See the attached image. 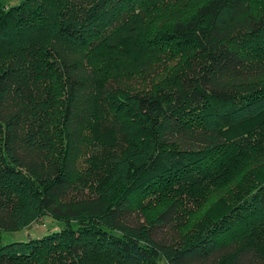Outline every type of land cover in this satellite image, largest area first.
I'll use <instances>...</instances> for the list:
<instances>
[{"label": "trees", "instance_id": "16d2710c", "mask_svg": "<svg viewBox=\"0 0 264 264\" xmlns=\"http://www.w3.org/2000/svg\"><path fill=\"white\" fill-rule=\"evenodd\" d=\"M262 115L264 0H0V231L64 223L0 264H264V176L214 215L189 189H221L226 130ZM100 119L115 144L85 175Z\"/></svg>", "mask_w": 264, "mask_h": 264}, {"label": "rangeland", "instance_id": "374dc122", "mask_svg": "<svg viewBox=\"0 0 264 264\" xmlns=\"http://www.w3.org/2000/svg\"><path fill=\"white\" fill-rule=\"evenodd\" d=\"M4 4L14 5L17 4L20 0H1ZM108 119L95 120L91 126H89V139L87 142L91 144L92 150L88 149L84 155L85 161L81 163L80 170L86 175L91 173L92 175L99 174L102 169L106 166L105 157L107 152L113 148L115 144V131L112 124ZM264 137V115L257 120L237 124L234 127H228L226 130L225 139L227 142H231L234 139V147H238V144L241 143V153L238 154L237 163L235 171L233 172L230 167L222 168L219 177H217L220 183L221 189L219 191L212 189V183L209 185L208 193H205L203 185L208 183V177L203 184L194 186L191 182L192 187H189L190 190L195 191L196 195L201 197L204 201L202 208H196L194 212L196 214L193 217L203 215L207 212L209 215H214L219 210V203L222 200V197L226 198V186L234 193L241 192L243 195L248 189V184L253 183L251 180H254V183L259 181L264 176V142L262 138ZM244 138V139H243ZM248 141L256 143V146L253 148H244V145ZM92 157L90 158V156ZM90 158V159H89ZM225 167V166H224ZM89 172V173H88ZM218 175V173H217ZM249 181V183H248ZM245 185L244 188L241 186ZM144 191L139 193L140 197L138 201H135V205H138L141 201L143 209L148 214H152L159 210L164 202L155 201L151 205H146L148 202V196L144 197ZM181 196V195H180ZM149 206V207H148ZM190 216V215H189ZM64 223L58 220H55L51 216L44 215L42 218L34 222L33 224L17 231H0V245L6 244L13 241H23L27 240L29 237H40L44 234L50 232H55L62 228Z\"/></svg>", "mask_w": 264, "mask_h": 264}, {"label": "crops", "instance_id": "0c3cea01", "mask_svg": "<svg viewBox=\"0 0 264 264\" xmlns=\"http://www.w3.org/2000/svg\"><path fill=\"white\" fill-rule=\"evenodd\" d=\"M33 224V223H32ZM31 225V224H30Z\"/></svg>", "mask_w": 264, "mask_h": 264}]
</instances>
